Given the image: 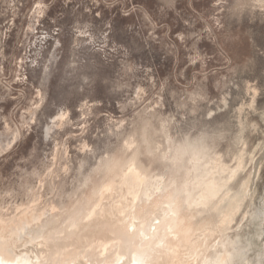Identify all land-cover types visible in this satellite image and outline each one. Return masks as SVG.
<instances>
[{
    "label": "rangeland",
    "instance_id": "1",
    "mask_svg": "<svg viewBox=\"0 0 264 264\" xmlns=\"http://www.w3.org/2000/svg\"><path fill=\"white\" fill-rule=\"evenodd\" d=\"M208 157L229 169L241 157L230 196L249 184L207 242L233 239L245 249L231 264H264V0H0L1 234L62 217L94 198L107 164L132 162L161 183L139 211L171 196L192 226L217 225L215 205L184 203ZM122 184L89 238L127 220Z\"/></svg>",
    "mask_w": 264,
    "mask_h": 264
},
{
    "label": "bare ground",
    "instance_id": "2",
    "mask_svg": "<svg viewBox=\"0 0 264 264\" xmlns=\"http://www.w3.org/2000/svg\"><path fill=\"white\" fill-rule=\"evenodd\" d=\"M215 159L209 158V163L203 164L202 167L204 168L192 180L193 188L188 187L191 181L187 184L188 186H185V183L183 187L185 193L183 194L186 195L184 203H186L187 208L201 206L204 207V210L205 206L210 205V203L215 205V209L218 211L216 213L220 216L217 225L207 223L199 224L196 227L192 226L190 221H186L184 217H179L174 198L171 196H165L163 201L153 203L147 209L145 208L143 212L139 211V203L151 201L154 194L161 191V183L157 179L148 177L135 165V162L129 164L126 170L124 169L126 167L118 166V163L114 165L107 164L105 176L100 185L96 187L93 199L88 200L85 197L78 207L66 211L60 218L53 219L54 216H52L36 223V227L31 231L24 230L22 224H17L15 230L19 233L14 236L7 237V235L0 233V264H114L115 262V264H158L160 258H163V260L166 258L167 263H174L176 262L175 259L179 260L180 255L184 259L182 264L184 262L189 263V259L197 261V264H231L229 259L234 260L237 258V254H240L245 247L236 246L233 239L230 238H219L218 241H210L211 243L207 242V238L215 233L220 235L229 228L228 225L240 209L244 199L243 196L239 195H241V192L246 193L249 183L245 181L242 184L241 192L238 191L239 195L230 196L231 189H229L228 183L243 168L242 159L241 157L238 158L234 169H229L219 159ZM222 174L226 175L222 176ZM118 177L121 179L120 181H116ZM122 182L123 184L126 183L127 186H125L128 190H133L132 192L129 191L132 193L131 199L134 200L133 203L131 201L133 209L127 216L121 215L122 220L125 217H127V220L116 223L115 220L117 219L107 221L108 218L110 219L109 216L105 222H100L99 219V223L105 231L100 233L99 237L89 238L91 230L88 231L86 227L92 226L91 218L93 216L96 218L99 211L103 212L101 208H106L104 205L108 202L110 204L112 196L118 194L123 197L122 192L126 194L124 189L122 192L120 191ZM188 188L192 191H189ZM110 191L117 194L110 196L108 194ZM140 191L142 197L139 196ZM126 192L128 193V191ZM220 193L222 196H219ZM126 195L128 197V194ZM138 196L141 198L139 199ZM121 197L119 200H121ZM113 198L111 199L114 201ZM215 199H217V202H214ZM226 199H228L227 204L223 202ZM135 200L137 204L134 206ZM221 202L226 205L225 208L221 206L217 208V204H221ZM117 206L119 208L121 205ZM109 208L107 209L110 210L111 208ZM114 208L117 210L115 206ZM200 212L198 210V214ZM41 214L32 215L31 221L39 220ZM101 217H104V213ZM116 217L114 215V218ZM83 221L87 222V224L82 225L87 231L81 233L82 229L79 228V224H82ZM95 230H97V227L91 232L96 234ZM224 234L226 235L225 232ZM91 236L92 234H90ZM214 238L216 240V237ZM36 246L40 248L37 249ZM153 251H157L159 254L153 257ZM151 252L152 256L148 260L147 257ZM179 262L181 264L182 261L179 260Z\"/></svg>",
    "mask_w": 264,
    "mask_h": 264
},
{
    "label": "snow or ice",
    "instance_id": "3",
    "mask_svg": "<svg viewBox=\"0 0 264 264\" xmlns=\"http://www.w3.org/2000/svg\"><path fill=\"white\" fill-rule=\"evenodd\" d=\"M59 119H63V117L61 116V117H59Z\"/></svg>",
    "mask_w": 264,
    "mask_h": 264
}]
</instances>
